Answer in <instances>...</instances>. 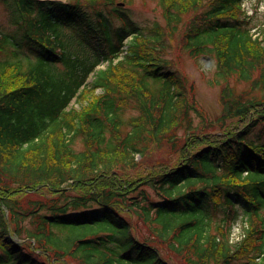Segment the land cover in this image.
Masks as SVG:
<instances>
[{"label":"trees","instance_id":"trees-1","mask_svg":"<svg viewBox=\"0 0 264 264\" xmlns=\"http://www.w3.org/2000/svg\"><path fill=\"white\" fill-rule=\"evenodd\" d=\"M119 1L0 0V264H264L263 25L254 37L243 0H153L165 26L145 33ZM128 35L125 60L81 89ZM175 35L261 98L225 84L218 131L195 126ZM165 143L169 160L136 161Z\"/></svg>","mask_w":264,"mask_h":264},{"label":"rangeland","instance_id":"rangeland-1","mask_svg":"<svg viewBox=\"0 0 264 264\" xmlns=\"http://www.w3.org/2000/svg\"><path fill=\"white\" fill-rule=\"evenodd\" d=\"M50 1L67 2V0ZM243 9L246 11L244 14L246 22L250 28V32L255 37L257 36L260 26L263 25L264 27V0H244ZM122 10L132 23L145 33L157 26L161 29L165 26V22L162 17V10L153 0H131L128 5L122 6ZM0 24L5 25L6 27L9 24L8 16L1 6ZM178 40L179 37L175 35L174 38L169 41L171 46L170 51L167 54V58L171 60L173 67L177 69L183 78L186 79L188 84L192 86L191 92L189 91V103L194 107V110L190 109L189 115L195 126L202 121L201 124L205 123L209 126L210 130L213 131L212 133H216L218 131V126L216 124L218 123L222 113V102L220 100V96L225 84L234 86L240 95L242 93L245 96H251L252 98H261L259 94L260 84L255 86L254 80L245 81L240 77H238V79L233 77L226 80L225 77L218 74L215 63L210 56L203 55L197 59H193L180 48ZM4 56L5 53H0V60L4 59ZM255 75L253 78L256 79L258 74ZM188 107L190 106L188 105ZM131 114L132 113H130V115ZM180 133V131L177 132L178 135ZM80 148L81 145L77 144L76 150H79ZM168 148L169 147L166 143L162 144L161 147L151 146L149 153L145 157L136 156V161H139L141 164L165 162L170 159ZM209 215L211 231L214 232L215 227L220 225L222 214L210 211ZM239 216L240 218H244L242 212ZM243 218L240 220L242 221ZM240 220L232 227L231 238L233 239V243H237L241 239V226L243 225L244 220L242 224ZM134 223L136 227L139 226V229L136 228L137 231H135L137 238L142 239L143 234H151L150 231H148L143 225L138 222ZM90 232L96 233L97 229L94 228L91 231H81L80 233L88 235ZM21 241L23 240L21 239ZM173 260L176 264L182 263L180 258L173 257Z\"/></svg>","mask_w":264,"mask_h":264}]
</instances>
